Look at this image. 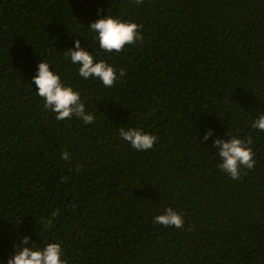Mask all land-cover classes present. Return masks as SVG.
<instances>
[{"label": "trees", "instance_id": "obj_1", "mask_svg": "<svg viewBox=\"0 0 264 264\" xmlns=\"http://www.w3.org/2000/svg\"><path fill=\"white\" fill-rule=\"evenodd\" d=\"M109 14L143 40L100 49L89 27ZM77 39L115 68L113 87L66 58ZM43 61L94 124L44 108ZM261 115L264 0H0V264L24 237L59 243L68 264H264ZM121 127L158 142L137 151ZM231 136L253 141L255 167L237 180L213 146ZM168 207L182 228L154 223Z\"/></svg>", "mask_w": 264, "mask_h": 264}, {"label": "clouds", "instance_id": "obj_2", "mask_svg": "<svg viewBox=\"0 0 264 264\" xmlns=\"http://www.w3.org/2000/svg\"><path fill=\"white\" fill-rule=\"evenodd\" d=\"M144 0H135L136 4H143ZM103 9L98 10V15ZM141 25L133 22H125L115 18L112 14L98 19L91 23L89 29L97 34L99 47L107 53L122 52L127 45L142 41L140 34ZM70 57L71 63L79 65V75L84 79L98 78L105 87H113L118 79L115 68L104 59L99 61L81 46L80 40L75 41V49L66 52V58ZM126 73L123 68L119 70V76ZM32 83L38 89L37 95L45 103L44 108L56 114V120L63 121L76 117L86 125L95 123L94 114L85 110V104L81 100V95L71 86L62 83L61 76L55 73L47 61L38 65V71L32 78ZM253 128L264 131V115L259 116L252 125ZM120 137L128 142L137 151L151 150L158 142L155 135L146 133L140 128H124L119 130ZM229 135V133H228ZM214 136V130L208 129L203 136V141L207 142ZM252 138L246 140L231 136L229 140L217 137L213 146L217 149L221 160L218 167L231 179L237 180L241 176V170L254 169V153L251 148ZM62 158L69 159L67 152L62 153ZM58 215L53 213V217ZM154 223L165 227L182 228L184 219L181 214L173 208L168 207L164 214L154 217ZM53 227V219L46 222V229ZM63 249L59 243H47L43 247H36L31 244L30 237H24L22 243L15 249V255L11 256L7 264H68L66 259H62Z\"/></svg>", "mask_w": 264, "mask_h": 264}]
</instances>
